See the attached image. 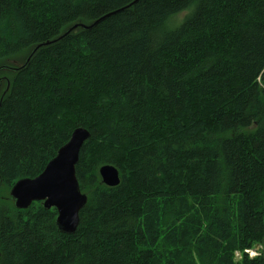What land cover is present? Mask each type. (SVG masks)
Listing matches in <instances>:
<instances>
[{
  "label": "trees",
  "instance_id": "trees-1",
  "mask_svg": "<svg viewBox=\"0 0 264 264\" xmlns=\"http://www.w3.org/2000/svg\"><path fill=\"white\" fill-rule=\"evenodd\" d=\"M133 1L0 0V264H264V0H139L6 70ZM77 128L66 235L9 191Z\"/></svg>",
  "mask_w": 264,
  "mask_h": 264
},
{
  "label": "water",
  "instance_id": "water-1",
  "mask_svg": "<svg viewBox=\"0 0 264 264\" xmlns=\"http://www.w3.org/2000/svg\"><path fill=\"white\" fill-rule=\"evenodd\" d=\"M138 1L134 0L129 6L105 15L89 26L73 25L58 39L34 47L24 65L6 70L12 72L21 70L39 48L60 41L77 28L89 30L107 17L130 8ZM1 80L0 78V82ZM88 138V131L83 128L75 129L67 143L61 146L56 156L46 165L40 175L34 179H21L12 185L9 198L12 200L14 208L25 211L35 202L40 203L45 210L54 208L57 213L54 222L58 231L66 235L76 233L79 225V213L87 203V196L81 193L74 170L78 163L80 150ZM98 170L101 182L105 186L115 187L119 184V172L115 167L106 165Z\"/></svg>",
  "mask_w": 264,
  "mask_h": 264
},
{
  "label": "rangeland",
  "instance_id": "rangeland-1",
  "mask_svg": "<svg viewBox=\"0 0 264 264\" xmlns=\"http://www.w3.org/2000/svg\"><path fill=\"white\" fill-rule=\"evenodd\" d=\"M260 250H263V249H261V247L259 246V247H256L255 249H252V251L253 252H251V253H260ZM263 253H264V250H263Z\"/></svg>",
  "mask_w": 264,
  "mask_h": 264
},
{
  "label": "built area",
  "instance_id": "built-area-1",
  "mask_svg": "<svg viewBox=\"0 0 264 264\" xmlns=\"http://www.w3.org/2000/svg\"><path fill=\"white\" fill-rule=\"evenodd\" d=\"M246 253H248L250 256H253L254 255V253H251L249 251H246Z\"/></svg>",
  "mask_w": 264,
  "mask_h": 264
}]
</instances>
